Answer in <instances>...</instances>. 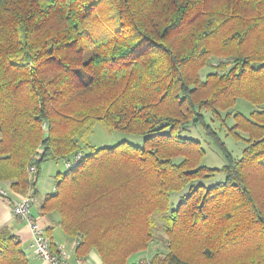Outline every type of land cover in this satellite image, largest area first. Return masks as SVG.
<instances>
[{"label":"trees","instance_id":"1","mask_svg":"<svg viewBox=\"0 0 264 264\" xmlns=\"http://www.w3.org/2000/svg\"><path fill=\"white\" fill-rule=\"evenodd\" d=\"M239 98L261 108L232 113ZM205 111L233 117L241 157ZM97 122L144 143L90 149ZM196 122L223 167L182 136ZM78 153L40 209L77 239V259L132 264L156 246L161 217L165 250L149 264H264V0H0V182L38 195L42 164ZM0 264H30L8 227Z\"/></svg>","mask_w":264,"mask_h":264},{"label":"rangeland","instance_id":"2","mask_svg":"<svg viewBox=\"0 0 264 264\" xmlns=\"http://www.w3.org/2000/svg\"><path fill=\"white\" fill-rule=\"evenodd\" d=\"M260 108L261 106L253 105L247 100L239 98L236 106L231 111L232 113L239 111L245 113L246 115H250L252 111ZM204 114H205V119L218 131L221 138L225 141L227 147L232 152L233 156L236 158L241 157L243 149L246 146L247 135L241 132L242 137L236 138L233 135L229 134L230 128L235 123L233 117L227 118V120L226 121L224 120V123H222V120L226 117L227 112H222L221 114L222 119L220 117L215 116L211 112L205 111ZM182 136L191 137L200 140L202 142L206 150V155L202 162L204 165L208 167L221 168L226 164L225 155L222 153L217 143L213 141V139L210 136L207 135L202 124L198 122L189 124L182 133ZM121 141H129L135 145L141 146L144 143V137L122 131L110 130L101 122H97L94 125L93 132L88 137V142L91 143L92 145L90 149L98 148L101 146H113ZM90 149L85 148L84 150L88 152ZM66 170H67V164L63 160L57 162L47 161L42 164L37 181V185L40 189V193H39V197L37 198V202L35 204L36 206H38L43 201V197L46 195V193H49L53 190L57 174L59 172H65ZM225 178H226L225 174L223 172H219L211 178L205 180H197L194 182V184L204 183L206 186H212L217 182L224 181ZM189 188L190 187L188 186L181 191H176L172 193V201L170 208H175L178 205L181 196L184 193L188 192ZM164 225H165L164 220L161 219V217H158L156 241L154 243L156 246H152L149 250L144 251L142 253L134 254L130 258V263L132 264L141 263L139 257H141V254H144L147 256L143 257L145 262L142 264H149L147 260L149 259V257L156 248L160 250H165L163 247ZM53 234L55 238L68 239V236L65 234L61 226H57ZM34 262H35L34 258L31 257L30 263L34 264Z\"/></svg>","mask_w":264,"mask_h":264},{"label":"crops","instance_id":"3","mask_svg":"<svg viewBox=\"0 0 264 264\" xmlns=\"http://www.w3.org/2000/svg\"><path fill=\"white\" fill-rule=\"evenodd\" d=\"M5 185L8 186L7 184ZM38 190L40 193L39 187H38ZM39 193L38 195H36L37 198L39 197ZM42 202L38 206L34 205L33 207L34 215L37 216L42 221V223L44 224L45 228L47 229L49 233L48 236L50 237L51 235V237L53 238V241H55V243L57 244V248L60 249L63 253H65L68 259H70L71 261H75L77 259L75 255L77 239L69 238V237L68 239H60V238L54 237V234H53L54 230L57 228V226H60L59 224L60 218L55 213L43 214L40 210ZM3 227H8L12 233L18 235L21 238L22 245L25 251L27 252L30 260H31V257L34 258L35 260L34 264H42L41 260L36 256L34 249L32 247L33 237H32L30 227L24 220L20 219L14 213L13 202L3 196H0V229ZM145 256L147 255L141 254V257H139L140 260L143 261V257ZM84 262L85 264H102V259L95 250H92L87 255L86 259H84ZM144 262L145 261H143V263Z\"/></svg>","mask_w":264,"mask_h":264},{"label":"built area","instance_id":"4","mask_svg":"<svg viewBox=\"0 0 264 264\" xmlns=\"http://www.w3.org/2000/svg\"><path fill=\"white\" fill-rule=\"evenodd\" d=\"M81 156V153L76 154L71 160L67 161V166L70 167L76 164ZM29 171L32 174L35 172V167L32 166ZM0 196L13 202L14 213L30 227L33 237L32 247L36 256L42 261V264H85L84 259L71 261L60 249L59 251L52 249L51 241L46 233L44 224L33 213V207L37 202L36 195L33 193L24 195L16 193L0 182Z\"/></svg>","mask_w":264,"mask_h":264}]
</instances>
